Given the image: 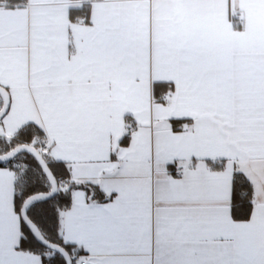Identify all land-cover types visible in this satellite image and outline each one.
I'll list each match as a JSON object with an SVG mask.
<instances>
[{
	"label": "snow or ice",
	"instance_id": "snow-or-ice-1",
	"mask_svg": "<svg viewBox=\"0 0 264 264\" xmlns=\"http://www.w3.org/2000/svg\"><path fill=\"white\" fill-rule=\"evenodd\" d=\"M0 264H264V0H0Z\"/></svg>",
	"mask_w": 264,
	"mask_h": 264
}]
</instances>
